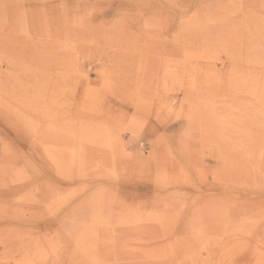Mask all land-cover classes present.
Wrapping results in <instances>:
<instances>
[{"label":"rangeland","instance_id":"rangeland-1","mask_svg":"<svg viewBox=\"0 0 264 264\" xmlns=\"http://www.w3.org/2000/svg\"><path fill=\"white\" fill-rule=\"evenodd\" d=\"M222 1L0 0V264H264V0Z\"/></svg>","mask_w":264,"mask_h":264},{"label":"bare ground","instance_id":"bare-ground-1","mask_svg":"<svg viewBox=\"0 0 264 264\" xmlns=\"http://www.w3.org/2000/svg\"><path fill=\"white\" fill-rule=\"evenodd\" d=\"M217 1H219V0H217ZM254 1H255V0H254ZM260 1H261V0H260ZM222 2H224V3H225V2H227V3H232V2H235V0H228V1H227V0H223ZM251 3H252V2H251ZM253 3H254V2H253ZM259 3H261V2H258V6H261V5H259ZM256 4H257V3H256ZM249 6H250V5H249ZM263 6H264V5H263ZM247 7H248V6H247ZM248 8H249V7H248ZM254 8H255V7H254ZM256 8H257V7H256ZM261 9H262V8H261ZM251 10H252V9H251ZM247 11H248V10H247ZM255 12L258 13L257 10H256ZM262 12H263V11H262ZM250 13L252 14L251 11H250ZM242 15H243V14H242ZM254 15H255V14H254ZM250 16H251V15H250ZM252 16H253V15H252ZM252 16H251V17H252ZM256 16H257V15H256ZM260 16H261V15H260ZM263 17H264V15H263ZM243 18H244V17H243ZM262 19H263V18H262ZM263 20H264V19H263ZM255 26H256V25H255ZM256 27H257V26H256ZM261 27H262V26H261ZM263 29H264V28H263ZM263 29H262V30H263ZM156 169H157V168H156Z\"/></svg>","mask_w":264,"mask_h":264}]
</instances>
